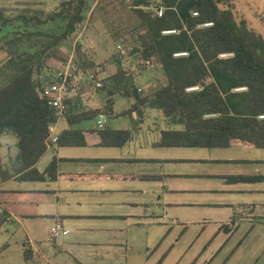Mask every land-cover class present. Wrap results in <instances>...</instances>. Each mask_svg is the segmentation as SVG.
<instances>
[{
  "label": "crops",
  "instance_id": "1",
  "mask_svg": "<svg viewBox=\"0 0 264 264\" xmlns=\"http://www.w3.org/2000/svg\"><path fill=\"white\" fill-rule=\"evenodd\" d=\"M77 96L70 100L78 108L57 119L56 134L60 140L65 131L79 130L84 145L58 140L46 146L36 168L44 173L55 161V179L46 174L42 181L0 182L1 229L22 230L32 245L46 241L37 234L44 227L50 240L62 239L58 253L76 264H127L123 247L151 250L149 235L162 234L166 242L190 228L219 234L244 220L264 222V148L240 139L227 147L162 146L163 131L183 126L160 117V110L136 105L131 96ZM83 110L104 113L106 127H97V114L79 120ZM112 130L126 133L123 144L104 143L101 133ZM17 142L11 131L0 136L4 165L18 154ZM56 224L68 233L53 238ZM26 247L25 264H38Z\"/></svg>",
  "mask_w": 264,
  "mask_h": 264
},
{
  "label": "trees",
  "instance_id": "2",
  "mask_svg": "<svg viewBox=\"0 0 264 264\" xmlns=\"http://www.w3.org/2000/svg\"><path fill=\"white\" fill-rule=\"evenodd\" d=\"M159 1L167 8L162 17L151 9L152 0L121 1L122 6L126 2L132 22L123 32L114 30L113 38L120 45L126 36L127 44L134 45L131 55L143 63L155 61L165 83L143 97L137 90L131 92L133 79L119 61L117 71L104 79L100 91L108 96H134L136 105L148 104L172 124L182 125L183 130L162 132V146L227 147L240 139L264 148V118H260L264 116V39L245 20L237 21L233 0ZM99 5L97 1L92 9L88 0H62L53 12L27 15L26 10L16 17H7L0 9L1 26H11L15 35L6 39L8 58L0 65V136L11 131L18 139V154L12 163L4 165L0 154V182L14 177L42 181L46 174L56 178L55 161L44 173L36 168L47 148L48 127L57 122L55 109L40 93L41 85L53 65L54 69L62 67L69 59L61 58L53 48L76 33L87 13L98 11ZM205 23L212 25L200 26ZM48 24L47 31L39 28ZM165 30L178 32L165 35ZM33 37L39 39L28 46ZM24 47L29 50L20 52ZM179 53L186 54L175 56ZM87 55L78 47L74 62L81 70L95 67ZM192 87L199 89L187 91ZM66 103L73 115L77 102L69 99ZM79 114V120L91 119L98 111ZM101 134L104 143L115 146L126 137L125 132L114 130ZM59 142L84 145L79 130L65 131Z\"/></svg>",
  "mask_w": 264,
  "mask_h": 264
},
{
  "label": "rangeland",
  "instance_id": "3",
  "mask_svg": "<svg viewBox=\"0 0 264 264\" xmlns=\"http://www.w3.org/2000/svg\"><path fill=\"white\" fill-rule=\"evenodd\" d=\"M62 0H0V9L5 10L7 17H16L26 13L33 15L36 12L50 13L57 9ZM99 2V10L93 14L87 13L84 23L78 26L76 33L70 36L66 42L59 47L53 48L61 58L75 56L79 47L82 52L92 56L95 67L89 70H97L104 79L109 78L112 73L117 71L116 62L122 64V70L128 77L133 79V92L142 97L153 92L155 89L165 83V77L161 68L153 61L146 65L137 55L126 53L119 55L117 53L118 44L113 38V31L120 29L121 32L130 27V13L125 4L121 1L126 0H88L93 9L96 2ZM232 8L237 21L245 20L248 26L255 30L264 39V0H233ZM114 23V24H113ZM50 24L39 27L42 31H47ZM11 26L2 27L0 24V65L6 62L8 54L4 50L5 42L12 38ZM36 30V29H33ZM123 36V43L126 46H133L128 43V38ZM7 39V40H6ZM39 39L33 37L28 46L33 44V40ZM42 41L45 38H40ZM29 50L27 47L19 51ZM35 50V49H34ZM5 61V62H4ZM55 68L56 66L53 65ZM51 68L47 77H43V83L53 80V71ZM42 83V84H43ZM141 89V91H139ZM103 94L106 91L97 90ZM95 93L94 90H77L79 95H88ZM124 97L123 93H120ZM117 95V94H116ZM77 96V97H78ZM134 97V96H131ZM160 117H166L159 111ZM159 117V119H160ZM159 125L163 126V121L159 120ZM38 236L44 240L42 243L33 241L31 245L22 230L14 233L9 227L0 228V264H25L23 255V244L28 248V254L32 253L33 258L38 264H76L67 254L58 253L56 247L58 242L50 240L49 233H46L44 227H39ZM148 241L151 250L144 247L135 249L133 252L123 247V251L129 253L127 264H264V222H248L244 220L239 223L237 229L231 232L221 231L219 234L213 232L209 227L203 231L199 228H190L186 233L181 234L178 231L163 242L162 234L149 235ZM163 242V243H160ZM160 243L158 249L154 247ZM174 246L172 247V245ZM4 245V247H3ZM31 245V247H30ZM153 254L149 257L150 253ZM39 253L40 259L37 254ZM120 260V259H119ZM125 264V263H123Z\"/></svg>",
  "mask_w": 264,
  "mask_h": 264
},
{
  "label": "built area",
  "instance_id": "4",
  "mask_svg": "<svg viewBox=\"0 0 264 264\" xmlns=\"http://www.w3.org/2000/svg\"><path fill=\"white\" fill-rule=\"evenodd\" d=\"M151 9L156 13L158 17H162L166 11V7L159 0H152ZM197 13H194L196 16ZM212 23H205L200 25L201 27L211 26ZM177 30H165L162 33L165 35L175 34ZM134 49L133 46H126L120 44L117 47V53L119 55H124L126 53L131 54ZM186 53L175 54V56L185 55ZM227 55H222L225 57ZM144 64L149 65L150 62L146 61ZM43 83V82H42ZM104 87L102 77L95 71L91 70H81L77 67L74 62L73 56H71L68 61L59 68L53 71V80L51 82H46L41 85L40 93L47 100L49 106L53 107L56 111L57 119L63 116L68 110L67 100L72 99L77 95V90H100ZM198 87H192L187 89V91H196ZM141 91V89H139ZM214 116V115H210ZM260 118H264L261 116ZM97 127L99 129H104L107 124V117L104 113H100L97 118ZM59 137L56 134V125L51 124L48 127V136L46 138V146L57 143ZM68 233L66 229L60 224H56L51 229V236L53 238H59L65 236Z\"/></svg>",
  "mask_w": 264,
  "mask_h": 264
}]
</instances>
